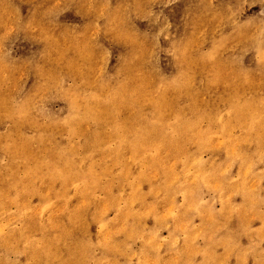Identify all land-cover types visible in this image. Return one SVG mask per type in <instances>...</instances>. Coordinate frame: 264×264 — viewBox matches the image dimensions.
<instances>
[{"label":"rangeland","instance_id":"obj_1","mask_svg":"<svg viewBox=\"0 0 264 264\" xmlns=\"http://www.w3.org/2000/svg\"><path fill=\"white\" fill-rule=\"evenodd\" d=\"M0 264H264V0H0Z\"/></svg>","mask_w":264,"mask_h":264}]
</instances>
